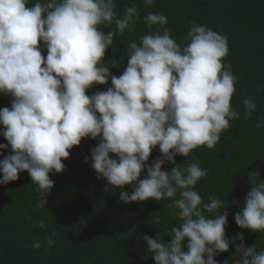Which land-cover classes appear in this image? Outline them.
I'll list each match as a JSON object with an SVG mask.
<instances>
[{
    "label": "clouds",
    "instance_id": "9594fccd",
    "mask_svg": "<svg viewBox=\"0 0 264 264\" xmlns=\"http://www.w3.org/2000/svg\"><path fill=\"white\" fill-rule=\"evenodd\" d=\"M153 3L144 0L146 8ZM139 19L135 4L119 17L115 0H49L46 6L39 0L32 6L29 0H0V94L14 98L11 108L0 109V135L7 141L0 148L12 150L0 160V184L27 172L37 186V207L43 208L54 186L50 174L64 171L62 161L82 140L99 137L91 151L97 179L120 189L134 185L131 194L120 192L126 204L170 200L180 220L166 245L143 236L155 264H217L214 257L235 245L225 238L227 212L216 196L204 203L196 190L207 171L198 162L175 166V157L188 158L200 147L214 149L229 122L239 119L231 104L237 78L224 63L228 38L193 23L181 48L165 27L167 17L149 12L144 17L149 34L128 44L126 69L119 77L111 75L105 53L114 37L134 30ZM113 24L116 31L105 34L103 28ZM154 26L162 33H153ZM109 77L107 91L86 94ZM243 104L244 118L251 119L254 98ZM256 127H264V121ZM157 146L164 159L140 179ZM165 161L174 165L170 172L162 171ZM256 175L250 174L253 187L234 218L242 229L264 232V181H254ZM36 226L46 229L43 220ZM55 235L46 237L49 246ZM238 238V264H264V251L244 247L243 235Z\"/></svg>",
    "mask_w": 264,
    "mask_h": 264
},
{
    "label": "trees",
    "instance_id": "16d2710c",
    "mask_svg": "<svg viewBox=\"0 0 264 264\" xmlns=\"http://www.w3.org/2000/svg\"><path fill=\"white\" fill-rule=\"evenodd\" d=\"M36 2L29 0V6ZM115 3L119 17L124 15L125 7L133 4L140 16L134 30L118 33L105 53L109 72L117 77L127 67L128 44L149 34L144 22L149 12L167 17L165 27L181 48L193 23L227 36L229 54L224 63H230L237 78L231 104L239 119L229 122V129L221 133L214 149L200 147L188 158L178 155L175 166L198 162L207 176L196 190L204 203L209 202V196H216L222 201L221 210L227 212L225 238L235 240V245L230 243L227 252L214 257L217 264H238L241 259L235 251V246L241 243L238 234L243 235L244 247L255 246L258 252L264 251V232L242 229L234 218L253 187L250 174L256 172L253 180L264 181V127H256L264 121V0H154L147 8L144 0H115ZM103 31L115 32L116 26H106ZM156 31L162 33L163 29L154 26L152 32ZM40 47L46 58L43 42ZM109 87L111 77L106 85H95L86 94L92 96ZM249 97L254 98L256 111L251 119H245L243 101ZM13 99L0 94V109L11 108ZM99 143V137L87 138L70 150L69 158L62 161L64 171L50 174L54 186L43 208L37 207L40 199L37 186L27 172H21L17 181L0 184V264H155L143 236L160 238L166 245L173 238L172 227L178 226L180 220L173 215L170 200L126 204L121 201L120 192L131 194L134 185L120 189L109 186L105 179H97L91 151ZM0 145H7L2 135ZM11 152L10 145L0 148V160ZM110 158L118 159L113 154ZM162 159L157 146L140 179L146 178L149 166ZM173 166L165 161L162 171L170 172ZM41 220L46 229L36 226ZM53 231L57 235L49 246L46 237ZM35 242L41 246L33 247Z\"/></svg>",
    "mask_w": 264,
    "mask_h": 264
},
{
    "label": "water",
    "instance_id": "95a60500",
    "mask_svg": "<svg viewBox=\"0 0 264 264\" xmlns=\"http://www.w3.org/2000/svg\"><path fill=\"white\" fill-rule=\"evenodd\" d=\"M40 1H42L45 4V6L48 4L47 0H40Z\"/></svg>",
    "mask_w": 264,
    "mask_h": 264
}]
</instances>
